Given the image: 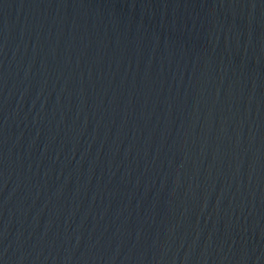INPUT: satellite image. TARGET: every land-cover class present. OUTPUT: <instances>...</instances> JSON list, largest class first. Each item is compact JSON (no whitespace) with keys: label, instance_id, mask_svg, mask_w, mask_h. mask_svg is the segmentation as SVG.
Masks as SVG:
<instances>
[{"label":"water","instance_id":"obj_1","mask_svg":"<svg viewBox=\"0 0 264 264\" xmlns=\"http://www.w3.org/2000/svg\"><path fill=\"white\" fill-rule=\"evenodd\" d=\"M0 264H264V0H0Z\"/></svg>","mask_w":264,"mask_h":264}]
</instances>
